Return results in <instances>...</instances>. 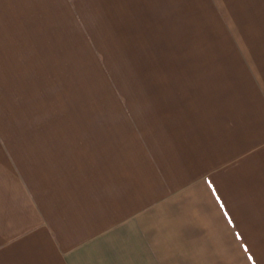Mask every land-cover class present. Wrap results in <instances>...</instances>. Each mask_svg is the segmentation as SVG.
Returning <instances> with one entry per match:
<instances>
[{"label": "crops", "instance_id": "1", "mask_svg": "<svg viewBox=\"0 0 264 264\" xmlns=\"http://www.w3.org/2000/svg\"><path fill=\"white\" fill-rule=\"evenodd\" d=\"M0 264H264V0H0Z\"/></svg>", "mask_w": 264, "mask_h": 264}]
</instances>
